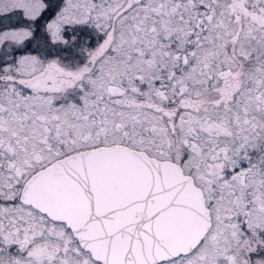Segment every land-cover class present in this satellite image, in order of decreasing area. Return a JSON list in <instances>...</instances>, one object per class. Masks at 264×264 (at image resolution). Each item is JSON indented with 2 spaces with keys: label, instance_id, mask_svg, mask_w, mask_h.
I'll return each instance as SVG.
<instances>
[{
  "label": "snow or ice",
  "instance_id": "snow-or-ice-1",
  "mask_svg": "<svg viewBox=\"0 0 264 264\" xmlns=\"http://www.w3.org/2000/svg\"><path fill=\"white\" fill-rule=\"evenodd\" d=\"M0 264H264V0H0Z\"/></svg>",
  "mask_w": 264,
  "mask_h": 264
}]
</instances>
